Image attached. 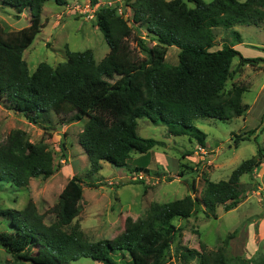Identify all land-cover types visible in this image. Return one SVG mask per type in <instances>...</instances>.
<instances>
[{"label":"trees","instance_id":"trees-1","mask_svg":"<svg viewBox=\"0 0 264 264\" xmlns=\"http://www.w3.org/2000/svg\"><path fill=\"white\" fill-rule=\"evenodd\" d=\"M46 1L2 0L15 9L16 17L28 9L33 18L40 17ZM100 1L89 0L90 6H96L95 25L109 45L99 62L89 49H66L65 61L55 66L40 62L30 73L23 59L26 45L22 34L0 26V101L33 123L51 114L58 115L62 123L86 117L78 142L89 159L91 174L100 170L101 161L125 167L131 152L145 155L164 144L140 136L138 119L163 124L168 134L189 136L204 147L206 134L195 126L196 120H228L247 111L242 102L245 85L224 89L232 74L231 62L238 56L240 65L257 66L264 58L243 57L234 48V42H242L241 35L232 28L264 22V0ZM54 2L64 5L67 0ZM125 6L132 9V24L124 18ZM216 27L231 29L234 42H223L221 48L211 50ZM141 30L154 42L152 46L145 44ZM170 46L179 49L175 65L164 61ZM262 126L264 112L259 126L235 136V143L252 135L257 141ZM262 163L264 145L257 143L256 154L242 161L227 179H205L201 195L153 202L145 216L126 217L123 230L114 238L93 242L77 224L63 229L80 210L83 181L73 175L59 194L52 223L44 222L31 200L19 210L0 208V246L16 261L33 264H68L82 257L103 264H164L173 241L181 235L174 218H188L201 206L214 216L219 205L224 211L235 208L243 198L242 175H251ZM54 171L52 152L41 142H30L24 131L11 130L6 141L0 142V186L19 190L31 178H47ZM191 187L195 192L194 182ZM236 232L217 250H209L205 244L200 250L179 246L176 257L184 263L264 264V253L255 259L229 254L228 243Z\"/></svg>","mask_w":264,"mask_h":264},{"label":"rangeland","instance_id":"rangeland-1","mask_svg":"<svg viewBox=\"0 0 264 264\" xmlns=\"http://www.w3.org/2000/svg\"><path fill=\"white\" fill-rule=\"evenodd\" d=\"M109 1L101 0L100 3ZM124 8V18L132 24V9L129 6ZM95 9L96 6H90L89 0H67L64 5L47 0L40 17L33 18L28 9L16 17L15 9L0 0V26L22 34L26 45L23 59L30 73L40 62L55 66L65 61L66 49H89L99 62L109 51V45L95 25ZM232 29L240 33L243 43L234 42L231 29L216 27L215 44L211 50L221 48L223 42H234V48L242 56L264 58V22L259 25L236 24ZM141 31L145 44L152 46L154 42L146 37L144 30ZM131 45L142 57H146L135 42ZM178 51L175 46H170L164 61L175 65ZM259 64L261 68L247 63L240 65L239 57L233 58L230 66L232 74L224 89L228 90L233 84L245 85L247 90L242 95V102L247 104L248 109L243 115L228 120H196L195 126L206 134L204 147L194 138L170 135L165 125L141 118L137 120V133L164 144L154 146L145 155L131 152L125 167L101 161L100 170L93 174L89 159L78 142L86 117L62 123L58 115L51 114L48 119L33 123L20 112L7 109L0 101V142L6 141L11 130L20 129L30 142L45 144L52 152L55 164V171L49 177L31 178L24 188L15 190L10 186H0V208L19 210L31 200L38 213L43 215L44 222L52 223L56 220L55 207L61 190L73 175H77L83 181L79 214L63 229L70 230L77 224L84 237L93 242L114 238L123 230L126 217L136 220L145 216L153 202L164 203L186 195H201L205 179H227L242 161L256 154L257 143L264 145L263 126L258 131V142L253 140L252 135L250 139L235 143V136L259 126L264 111V62ZM193 182L195 192L191 187ZM241 182L243 198L235 208L224 211L219 205L214 216L201 206L188 218H174L181 235L173 241L164 264H197L196 260L184 263L177 259L176 248L185 246L200 250V245L205 244L207 249L217 250L234 230L236 235L229 240L227 247L229 254L255 259L264 253V163L251 175H242ZM112 258L116 260L117 257L112 255ZM0 264L33 263L16 261L0 246ZM68 264L103 263L82 257Z\"/></svg>","mask_w":264,"mask_h":264},{"label":"crops","instance_id":"crops-1","mask_svg":"<svg viewBox=\"0 0 264 264\" xmlns=\"http://www.w3.org/2000/svg\"><path fill=\"white\" fill-rule=\"evenodd\" d=\"M241 39H242V36H241ZM242 43H243V39H242ZM243 57H246V56H243ZM252 66V65H251ZM254 67H258V68H261V65L259 64V65H257V66H254ZM262 91H264V87L262 88ZM262 106H264V105H262ZM264 112V111H263Z\"/></svg>","mask_w":264,"mask_h":264}]
</instances>
